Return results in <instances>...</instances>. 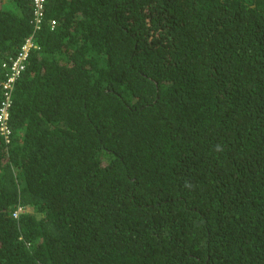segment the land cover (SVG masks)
Returning a JSON list of instances; mask_svg holds the SVG:
<instances>
[{
  "label": "trees",
  "instance_id": "16d2710c",
  "mask_svg": "<svg viewBox=\"0 0 264 264\" xmlns=\"http://www.w3.org/2000/svg\"><path fill=\"white\" fill-rule=\"evenodd\" d=\"M33 18L0 0V81L40 47L0 132V264H264V0Z\"/></svg>",
  "mask_w": 264,
  "mask_h": 264
},
{
  "label": "built area",
  "instance_id": "2783aa9c",
  "mask_svg": "<svg viewBox=\"0 0 264 264\" xmlns=\"http://www.w3.org/2000/svg\"><path fill=\"white\" fill-rule=\"evenodd\" d=\"M47 0H33L34 18L33 23L35 29H40L42 18L44 15L45 4ZM57 22L51 21V30L56 28ZM39 45L35 41L34 35L27 38L17 56L10 59V63L3 64L6 69L4 79L0 81V86L4 94V100L0 105V132L1 135L8 142L10 139L11 129L8 125L9 109L12 105L11 94L15 87L16 82L21 77L22 72L25 70L26 63L30 57L31 51L39 49Z\"/></svg>",
  "mask_w": 264,
  "mask_h": 264
}]
</instances>
